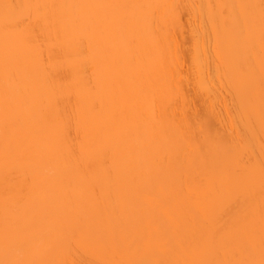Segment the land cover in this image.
Returning <instances> with one entry per match:
<instances>
[{
    "label": "bare ground",
    "instance_id": "bare-ground-1",
    "mask_svg": "<svg viewBox=\"0 0 264 264\" xmlns=\"http://www.w3.org/2000/svg\"><path fill=\"white\" fill-rule=\"evenodd\" d=\"M0 264H264V0H0Z\"/></svg>",
    "mask_w": 264,
    "mask_h": 264
}]
</instances>
